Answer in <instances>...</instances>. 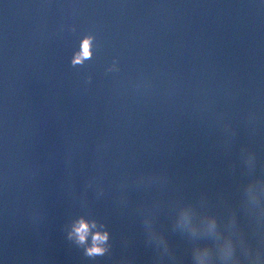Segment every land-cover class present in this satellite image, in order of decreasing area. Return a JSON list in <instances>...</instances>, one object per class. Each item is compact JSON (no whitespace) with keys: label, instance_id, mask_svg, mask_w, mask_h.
<instances>
[{"label":"water","instance_id":"1","mask_svg":"<svg viewBox=\"0 0 264 264\" xmlns=\"http://www.w3.org/2000/svg\"><path fill=\"white\" fill-rule=\"evenodd\" d=\"M0 264H264V0H0Z\"/></svg>","mask_w":264,"mask_h":264},{"label":"clouds","instance_id":"2","mask_svg":"<svg viewBox=\"0 0 264 264\" xmlns=\"http://www.w3.org/2000/svg\"><path fill=\"white\" fill-rule=\"evenodd\" d=\"M90 56V38L85 39L82 42V51L80 54H78L74 60V63H78L81 61L82 58H87ZM88 224L84 222L83 220L79 221L78 224L74 227V232L77 234L79 240L83 242L85 240V237L88 233ZM106 236H101L99 233H97L94 236V242L98 240H103L105 239ZM103 249L93 246L92 248L89 249L90 253H100L102 252Z\"/></svg>","mask_w":264,"mask_h":264}]
</instances>
